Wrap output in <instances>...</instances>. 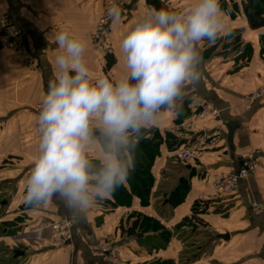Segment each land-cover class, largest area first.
<instances>
[{"label":"crops","instance_id":"obj_1","mask_svg":"<svg viewBox=\"0 0 264 264\" xmlns=\"http://www.w3.org/2000/svg\"><path fill=\"white\" fill-rule=\"evenodd\" d=\"M242 1L219 0L224 28L215 42L204 40L198 45V76L185 82L174 111L164 110L145 128L161 138L150 168L153 185L147 205L136 196H131L128 206L115 204L110 195L74 217L58 196L39 205L23 200L38 151L39 136L33 132L38 113L33 107L41 103L55 68L56 32L66 27L86 41L84 58L93 75L119 79L127 72L120 41L132 21L149 11H181L191 0L138 1L121 13L96 48L87 35L101 13V0H0V31L9 15L28 51L25 57L0 48V264H179L186 233L207 238L204 249L190 250L187 264H264V213L254 215L250 209L253 203L264 205V170L248 175L226 196L215 194L210 179L213 174L235 173L250 154L264 160V96L248 107L244 104L252 92L264 87V27L248 28ZM106 56L114 61L109 69ZM194 101L219 111V118L205 126L211 137L201 148L202 157L182 163L178 154L191 135L176 128L193 115ZM217 131L224 137L214 135ZM173 141L177 144L170 149ZM181 178L188 188L182 202L171 206L168 198L174 188L165 183L176 184ZM158 182L163 183L162 189H156ZM122 185L129 192L128 183ZM193 208L197 215H191ZM133 213L152 218L162 229H133ZM60 217L74 219L72 237L64 247L52 248L45 224ZM195 217L203 226L195 224ZM162 233L169 234L166 241ZM224 234L229 235L227 241L215 237ZM106 238L113 253L93 257L91 247Z\"/></svg>","mask_w":264,"mask_h":264},{"label":"clouds","instance_id":"obj_2","mask_svg":"<svg viewBox=\"0 0 264 264\" xmlns=\"http://www.w3.org/2000/svg\"><path fill=\"white\" fill-rule=\"evenodd\" d=\"M108 14L119 22L118 6ZM223 28L219 0H191L181 11H149L122 36L127 72L119 79L93 75L84 58L86 41L66 27L58 30L24 203L39 205L58 196L79 217L124 184L140 133L164 110L176 109L183 85L198 76V45L215 42Z\"/></svg>","mask_w":264,"mask_h":264},{"label":"built area","instance_id":"obj_3","mask_svg":"<svg viewBox=\"0 0 264 264\" xmlns=\"http://www.w3.org/2000/svg\"><path fill=\"white\" fill-rule=\"evenodd\" d=\"M116 5L120 12L123 13L127 5L120 0H101V13L95 21L92 31L87 35V40L92 47H98L103 39H105L111 30L113 20L108 14V9ZM4 26L0 31V48L14 53H19L22 56H28V51L24 47V38L20 31L14 26L9 15L4 17ZM264 96V87L252 92L246 99L245 105L248 107L253 101ZM34 111L39 114L41 103L33 107ZM193 115L182 120L177 125V130L191 135V140L186 144L178 154V160L182 163H187L196 160L201 156V148L206 145L208 139L211 137L206 133L205 126L202 125L204 117L207 116L212 120L219 118V111L210 109L201 101H194L192 103ZM35 132L39 134L38 126ZM219 137V132H214ZM40 135V134H39ZM259 169L264 170V160L259 159L255 154H250L246 158V164L236 173L230 174H213L211 176V184L216 195L226 196L232 194L239 180L245 179L248 175L256 172ZM250 209L254 215L264 213V205L251 204ZM74 224L72 217H60L56 220L46 222L45 227L49 232V244L52 248H59L65 246L70 242L72 234L71 230ZM113 245L110 241L98 242L90 249L91 255L95 258H103L113 253ZM111 260L114 262L115 258ZM115 264H127L125 261H115Z\"/></svg>","mask_w":264,"mask_h":264},{"label":"trees","instance_id":"obj_4","mask_svg":"<svg viewBox=\"0 0 264 264\" xmlns=\"http://www.w3.org/2000/svg\"><path fill=\"white\" fill-rule=\"evenodd\" d=\"M242 7L248 28L251 31H256L264 27V0H243ZM261 44L263 48L262 51L264 53V36L261 37ZM106 58V68L109 69L114 64V61L111 60L109 56H106ZM148 134H150L149 138H147ZM160 142L161 138L156 132L146 131L145 129L142 130L136 142L135 165L126 180L130 190L127 192L123 185L117 187L111 194L115 204L128 206L131 201V196H136L140 199L143 206L147 205L149 198L148 194L151 190L153 182L150 174V168L152 166V160L157 154ZM176 144L177 143L174 141L171 142L169 144V148L172 149V147ZM185 186V181L181 183L178 181L175 189L170 192L171 198L176 200V204L182 202L185 194L184 192H181V188ZM131 227L133 229L138 228L142 232H157L162 229L157 222L145 217H140L135 220ZM168 235L169 234L167 233H162L165 241L168 239Z\"/></svg>","mask_w":264,"mask_h":264},{"label":"rangeland","instance_id":"obj_5","mask_svg":"<svg viewBox=\"0 0 264 264\" xmlns=\"http://www.w3.org/2000/svg\"><path fill=\"white\" fill-rule=\"evenodd\" d=\"M8 52H10V53H12V51H8ZM245 104V103H244ZM246 106V105H245ZM209 120H212L211 118H208L207 116H205L204 117V120L202 121V125H204V126H206L207 125V123L209 122ZM35 134H37L36 132H35V130L33 131ZM38 136H39V134H37ZM200 157H202V156H200ZM173 182V181H172ZM171 181H169V180H167L166 181V185L168 186V189H170L169 187L172 185V187H171V189L172 188H174L175 189V187L177 186V184H178V181H177V183L176 184H173ZM152 185H153V182H152ZM161 187V188H160ZM163 188V183H161L160 184V182H158L157 183V186H156V189H162ZM188 187H183V188H181L182 189V191L181 192H184V194L186 193V189H187ZM167 189V188H166ZM150 195H151V190H150V192H149V194H148V197H150ZM167 199V198H166ZM157 202H158V200H156ZM168 201H170V202H172L171 203V206L173 205V206H175V205H177L176 203H175V199H173V198H171V195L169 194V198H168ZM175 203V204H174ZM155 208H158V205L157 204H155L154 205V209ZM193 211L191 212V215H197L196 213L194 214V212L196 211L194 208L192 209ZM155 211H156V209H155ZM134 214V216L133 217H135V219L137 220V219H139L140 217H145V218H149V217H147V216H144V215H139V214H135V213H133ZM191 218L192 219H194V217L193 216H191ZM152 221H155V220H153L152 218H150ZM195 219H197V220H194L195 221V224L196 225H200V226H203V221L202 220H199V218L198 217H195ZM185 222L187 221V219H185L184 220ZM120 228H122V225L120 226ZM48 235H49V232H48ZM168 237H169V235H168ZM184 238H185V240H184ZM205 239H207V238H205V237H203V236H200L199 235V237H191V236H189V234L188 233H186L185 235H183L182 236V239L181 240H184L183 241V244H184V246H182L181 247V253H180V255H181V258L180 259H178V263L179 264H187L188 262H189V254H191V252L192 253H194V248L195 247H198V246H203V249L205 248V246H204V244H205ZM48 240H49V236H48ZM165 241V240H164ZM100 242H108V238H106V239H104V240H102V241H100ZM163 242V241H162ZM48 243H49V241H48ZM50 245V244H49ZM158 245L155 243V246H154V249L155 250H157V247ZM194 246V247H193ZM62 247H64V246H61V247H59V248H62ZM193 247V248H192ZM151 249V248H150ZM192 249V250H191ZM202 249V250H203ZM190 250H191V252H190ZM128 264V263H127ZM152 264H158V263H152ZM165 264H171L170 262L168 263H165Z\"/></svg>","mask_w":264,"mask_h":264},{"label":"water","instance_id":"obj_6","mask_svg":"<svg viewBox=\"0 0 264 264\" xmlns=\"http://www.w3.org/2000/svg\"><path fill=\"white\" fill-rule=\"evenodd\" d=\"M138 1H141V0H131V3L126 7V10H128V9H130L134 4H136ZM219 132V135L222 137H224V133L222 132V131H218ZM243 168V167H242ZM238 171V170H237ZM236 171V172H237ZM235 172V173H236ZM194 171L193 170H191V175L192 176H194ZM183 181H185V179H179V183H181V182H183ZM241 180H239V182H240ZM215 237H216V239H218V240H225V241H227L228 239H229V235H227V234H224V235H215Z\"/></svg>","mask_w":264,"mask_h":264}]
</instances>
